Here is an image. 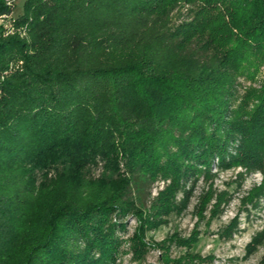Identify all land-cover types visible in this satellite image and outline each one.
I'll return each instance as SVG.
<instances>
[{
    "label": "trees",
    "instance_id": "1",
    "mask_svg": "<svg viewBox=\"0 0 264 264\" xmlns=\"http://www.w3.org/2000/svg\"><path fill=\"white\" fill-rule=\"evenodd\" d=\"M181 3L192 19L172 26ZM0 14L13 24L0 30V225L11 234L0 264H115L127 215L139 259L146 232L215 164L260 172L242 200L264 196V79L237 89L264 63V0H24L20 13L0 0ZM12 56L24 64L6 71ZM97 157L101 175L82 170ZM158 178L169 182L146 206ZM226 193L210 183L198 219L212 198L211 215L221 212ZM198 240L196 228L166 237L155 264H209L191 251ZM263 243L264 226L246 255ZM172 245L185 251L171 256Z\"/></svg>",
    "mask_w": 264,
    "mask_h": 264
},
{
    "label": "rangeland",
    "instance_id": "2",
    "mask_svg": "<svg viewBox=\"0 0 264 264\" xmlns=\"http://www.w3.org/2000/svg\"><path fill=\"white\" fill-rule=\"evenodd\" d=\"M6 6L14 8L15 13L22 11V3L24 0H3ZM191 3H181L173 7L168 14L169 23L179 25L184 21L192 19ZM13 24L10 21V14H0V30L4 29L7 32L12 31ZM24 64L22 58L12 56L8 58L7 70H20ZM264 79V63H262L257 71V74L252 79L245 76L238 77L237 89L239 95L243 94L248 87H258L261 80ZM97 164H88L82 168L90 175L98 176L105 171L103 161L97 157ZM120 170L123 172L124 166L120 163ZM61 164L56 163L49 166L51 174L55 168H60ZM212 178L205 179L200 175L191 191L186 206L178 213L172 212L165 216L166 221L150 228L145 235V241L149 245V249L139 259L132 257L130 250L129 238L134 233L137 227V219L132 215L125 217L126 227L124 231H120L119 235L124 239L121 246V253L115 264H155L159 256V248L154 244L162 241L166 237L177 234L180 237H187L192 229L199 231V240L191 248V251L198 252L201 255L212 254L214 258L209 264H260V260L264 255V243L256 247L250 254L246 255V244L260 231L264 226V196L256 206L250 203H244L242 200L247 195L250 188L258 184L263 175L256 171L247 173L241 166L231 167L228 169H219L216 164L212 165ZM242 175H239V174ZM169 182L168 179L158 178L150 185V195H145L143 200L146 206L150 205L153 197L157 195L159 190H162ZM211 183L212 189L217 193L223 191L230 196L227 202L222 203L221 212L215 216L211 215L210 204L215 201L211 199L207 209L203 212V218L198 219L196 213L199 197L207 191ZM191 184H187V190ZM144 192L148 190V184H145ZM146 194V193H144ZM184 192L178 190L175 199L180 201L183 198ZM237 217L234 224L236 227L232 229L231 236H224L220 233L221 229L228 226L234 217ZM11 234L8 229V224L0 225V248L10 241ZM171 256H178L185 251L184 247L172 245L170 248Z\"/></svg>",
    "mask_w": 264,
    "mask_h": 264
}]
</instances>
